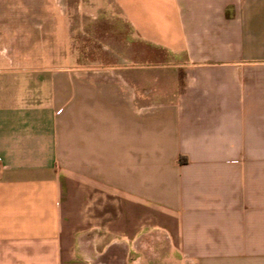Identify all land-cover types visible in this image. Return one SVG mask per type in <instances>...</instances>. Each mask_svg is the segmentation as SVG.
Masks as SVG:
<instances>
[{"label": "crops", "instance_id": "0c3cea01", "mask_svg": "<svg viewBox=\"0 0 264 264\" xmlns=\"http://www.w3.org/2000/svg\"><path fill=\"white\" fill-rule=\"evenodd\" d=\"M61 3L149 62L0 66V264H264V0Z\"/></svg>", "mask_w": 264, "mask_h": 264}, {"label": "rangeland", "instance_id": "374dc122", "mask_svg": "<svg viewBox=\"0 0 264 264\" xmlns=\"http://www.w3.org/2000/svg\"><path fill=\"white\" fill-rule=\"evenodd\" d=\"M1 1L0 66L33 72L56 68L60 73L65 69L75 76L76 93L82 97L91 77L117 75L107 66L149 62L148 56H138L146 44L133 40L126 24L118 26L123 33L111 37L105 26L92 33L88 24L71 23L62 0Z\"/></svg>", "mask_w": 264, "mask_h": 264}]
</instances>
